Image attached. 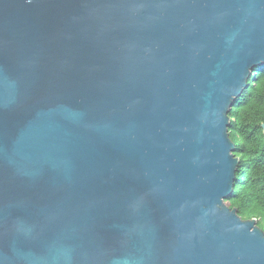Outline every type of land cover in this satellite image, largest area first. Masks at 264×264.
Wrapping results in <instances>:
<instances>
[{"label":"water","instance_id":"water-1","mask_svg":"<svg viewBox=\"0 0 264 264\" xmlns=\"http://www.w3.org/2000/svg\"><path fill=\"white\" fill-rule=\"evenodd\" d=\"M262 64L264 0H0V264H264L225 202Z\"/></svg>","mask_w":264,"mask_h":264},{"label":"trees","instance_id":"trees-1","mask_svg":"<svg viewBox=\"0 0 264 264\" xmlns=\"http://www.w3.org/2000/svg\"><path fill=\"white\" fill-rule=\"evenodd\" d=\"M229 111V136L239 167L225 202L241 218H257L264 231V64L258 65Z\"/></svg>","mask_w":264,"mask_h":264}]
</instances>
